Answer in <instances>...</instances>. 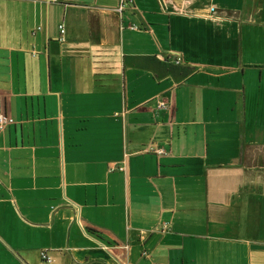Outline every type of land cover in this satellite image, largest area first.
<instances>
[{
    "label": "crops",
    "instance_id": "1",
    "mask_svg": "<svg viewBox=\"0 0 264 264\" xmlns=\"http://www.w3.org/2000/svg\"><path fill=\"white\" fill-rule=\"evenodd\" d=\"M121 4L0 0V264H264V0Z\"/></svg>",
    "mask_w": 264,
    "mask_h": 264
},
{
    "label": "built area",
    "instance_id": "2",
    "mask_svg": "<svg viewBox=\"0 0 264 264\" xmlns=\"http://www.w3.org/2000/svg\"><path fill=\"white\" fill-rule=\"evenodd\" d=\"M127 1L128 0H121L122 4H121V7H120V10H122L124 8V5H125V3ZM211 9L214 10L215 8L212 7ZM59 28L61 30V33L64 34L65 33L64 25L63 24L60 25ZM61 39H63V38H61ZM180 62H181V58H178L177 59V63H180ZM2 101H3V99L0 97V131H3L7 126L15 123V119L1 107L2 106ZM147 151L151 152V153H155V154H165L166 153L165 150H163L162 148H155V147H152V146H150L147 149ZM108 165H109V168L111 170L114 169V164L112 162L108 163ZM117 168L120 169V170H124L126 168L125 162L122 165L118 166ZM42 257L48 262L51 261V258L47 255L46 252H42Z\"/></svg>",
    "mask_w": 264,
    "mask_h": 264
}]
</instances>
